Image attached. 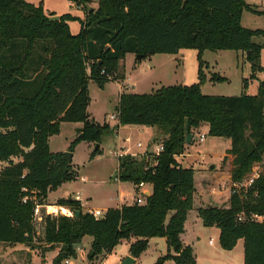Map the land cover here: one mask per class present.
Returning <instances> with one entry per match:
<instances>
[{
    "label": "trees",
    "instance_id": "1",
    "mask_svg": "<svg viewBox=\"0 0 264 264\" xmlns=\"http://www.w3.org/2000/svg\"><path fill=\"white\" fill-rule=\"evenodd\" d=\"M74 1L81 6L90 0ZM245 11L264 16L244 0H98V8L87 11L84 19L47 14L43 2L0 0V164H5L0 168V243L31 249L43 244L42 262L57 251L54 264H62L77 257L87 236L92 238L90 261L123 242L138 259L149 239L165 238L168 253L155 264H197L192 247L181 241L195 195L194 169L177 160L190 145L188 135L193 142L207 125L210 137L231 142L227 154L233 159V183L242 182L264 161V81L253 96L246 93V78L240 96H208L201 89L205 51L245 53L252 64L251 80L264 71L263 47L254 42L264 37V30L245 28ZM72 21L81 24L77 35L70 30ZM182 49L199 53L198 84L119 97L118 125L158 128L165 134L163 151L151 160L131 155L118 159L115 180L152 185L145 204L110 208L97 219L83 212L81 201L61 198L55 206L80 211L79 218L48 214L38 223L36 209L51 206L49 194L78 177L64 153L50 150V139L60 134L62 123L83 125L69 152L83 142L98 146L97 152L112 131L88 111L90 81L104 89L119 80L128 54L140 62ZM211 81L226 79L215 74ZM198 216L204 227L220 230L224 250L243 240L244 264H264V166L250 188L232 193L227 208L202 207Z\"/></svg>",
    "mask_w": 264,
    "mask_h": 264
},
{
    "label": "rangeland",
    "instance_id": "2",
    "mask_svg": "<svg viewBox=\"0 0 264 264\" xmlns=\"http://www.w3.org/2000/svg\"><path fill=\"white\" fill-rule=\"evenodd\" d=\"M29 3L39 5L41 1L52 11L63 13L71 10L81 17L89 10H96L93 1L82 3L81 9L74 0H26ZM74 1L72 8L70 2ZM248 5L253 6L259 11H264V0H244ZM85 18V17H84ZM83 18V19H84ZM243 25L251 30H264V16L254 15L245 11L243 16ZM72 32L75 34L81 28L79 22L71 24ZM256 44L263 47L260 65L264 68V37L254 39ZM196 49H182L176 55H155L150 59L138 61L136 68H133V55L127 57L126 75L130 77L127 82L130 88L123 83L125 79L124 65L119 71V80L105 85L100 89L94 81L89 83V92L91 104L89 113L100 124L113 122L111 117L116 113L117 97L119 93V84L123 86V92L134 94H152L162 87L169 86H192L199 83V59ZM135 57V56H134ZM202 60L206 63L203 67V73L206 77L202 85V93L208 96H240L243 92V79L249 80V88L246 91L249 95H256L259 81H264V71L257 74V79L251 80L252 64L247 60V55L237 51H205ZM124 62V61H123ZM218 74L225 78L226 82L211 81L213 75ZM72 125L67 124L61 134L54 136L50 142L52 153H66V146L74 137ZM108 133L104 136L100 150L96 152V145L91 143H82L75 146L72 167L77 173V179L65 183L58 191L52 192L48 196L50 208L39 209L36 216L40 223L48 214H57L70 217L73 215L72 209L63 212L58 206H55L59 199L71 196L74 199L83 202V212L92 213L100 210L106 214L105 210L114 208L121 203L131 202L135 196L134 184L131 182H122L115 180L118 176V158L112 156L117 150L115 135ZM123 134V133H122ZM206 136L204 142H200V135ZM126 136V135H125ZM131 137L127 146L132 153L139 154L133 156L138 161L151 160L157 151V147H162L165 134L158 128H154V133L147 131L130 132ZM117 138V137H116ZM151 138V139H150ZM152 143L148 145V140ZM227 139L210 137L208 127L205 125L199 132L194 134L193 142L182 156L177 158L181 165L189 168L195 167L197 171V181L194 195V204L199 209L202 207L227 208L232 195L231 168L227 162L230 157H223ZM141 143L142 147L137 144ZM68 147V146H67ZM155 147V148H153ZM189 155L188 157L186 156ZM224 160V161H223ZM15 162L18 159L14 160ZM183 163V164H182ZM261 163V162H259ZM5 164H0V168ZM121 194L123 196L121 197ZM121 197V198H120ZM134 201H132V204ZM42 210L43 213H42ZM69 214V215H68ZM71 218V217H70ZM103 218V217H102ZM187 233L184 241L194 244V254L198 264H244V242L238 241L236 247L231 251H226L220 243V230L218 228L204 227L200 217H196L195 212L190 213L187 223ZM213 244H210V242ZM91 237H85L81 246L77 248V257L70 258L71 264H122L130 254V244L123 242L118 244L112 253L99 257L94 261L88 259L91 251ZM45 245L39 244L38 249L17 244L10 245L0 243V264H54L56 254L54 252L46 255V262H42V249ZM168 253V245L165 238L149 239L148 247L134 264H155L160 257ZM166 263V262H165ZM164 263V264H165ZM65 264V261L62 263ZM166 264H175L168 262Z\"/></svg>",
    "mask_w": 264,
    "mask_h": 264
},
{
    "label": "crops",
    "instance_id": "3",
    "mask_svg": "<svg viewBox=\"0 0 264 264\" xmlns=\"http://www.w3.org/2000/svg\"><path fill=\"white\" fill-rule=\"evenodd\" d=\"M93 1V5H94V8H96L97 6H98V0H92ZM41 2H43V6H44V8H45V10H46V12H47V14H51V13H55V16L56 17H59V16H62V15H66V14H70V15H72L73 17H76V18H79V19H83L84 17H85V14H84V11L81 9V7L80 6H78V5H76V7L78 8V9H81V11H82V13H83V16L81 17L79 14H77V13H75V12H73V11H71V10H68V11H64L63 13H58L57 11H52V9H49L48 7H46V5L44 4V1H41ZM40 2V3H41ZM70 3V8H72V6H73V2L74 1H69ZM39 3V4H40ZM31 4H33V3H31ZM35 5V4H34ZM243 16H244V14H243ZM77 22H79V21H72V22H70L69 23V25H70V30H71V32H72V28H71V24L72 23H77ZM242 25H243V17H242ZM245 28H247L245 25H243ZM81 29V28H80ZM80 29H79V31H77V33H73L72 32V34H74V35H77L79 32H80ZM130 55H133V54H128L127 56H126V58H125V60H124V62H122L121 63V65L123 64L124 65V71H125V79H123V83H124V85H126L127 84V82H130L131 80H130V77H128L127 75H126V60H127V57L128 56H130ZM135 55H133V58H132V60H133V68H136V66H137V63L135 64V61H136V56L134 57ZM135 60V61H134ZM119 84V93H118V97H117V106H118V102H119V97H120V95L121 94H123V93H125V92H123V86H122V84H120V83H118ZM126 86H128V87H130V85H126ZM135 87V85H132V87H130L131 89L132 88H134ZM128 93H131V92H128ZM134 94V93H133ZM117 106H116V110H117ZM117 115V111H116V113L113 115V116H116ZM112 121L113 122H107L109 125H110V127H111V132H113L112 134L113 135H115V142H116V148H117V150H123V151H125V150H128V153H131V154H139V153H141L142 151H140V152H136V153H132L129 149V147L127 146L128 144V142L129 141H131V137L130 136H128V134L132 131V132H136V130L137 131H139V130H141V131H147V132H150L151 134H153L154 133V128H150V127H144V126H120V125H118V119H117V117H116V119H112ZM67 124H70V125H72L71 127H73L72 129H73V132H74V137L71 139V141H69V143L67 144V146H66V150H68V148H70V144L72 143V141L76 138V136H77V131L78 130H80L82 127H83V125L81 124V123H62V125H61V131H60V134L62 133V131L64 130V127H65V125H67ZM123 133V134H122ZM126 135V136H125ZM57 136V135H56ZM117 137V138H116ZM52 139H53V137L50 139V142L52 141ZM151 139V138H150ZM148 140V145H150L151 143H152V141L151 140ZM84 143V142H83ZM82 144V143H81ZM139 144H141V143H138L137 144V146L139 145ZM94 145V144H93ZM102 145V144H101ZM101 147V146H100ZM139 147V146H138ZM141 147H142V145H141ZM230 147H231V142L229 141V140H227L226 141V147L224 148L225 149V152H227L229 149H230ZM153 148H155V147H153ZM116 150V151H117ZM127 152H126V154H128ZM125 154V153H124ZM186 156L188 157L189 155H187L186 154ZM73 157H74V154H73ZM223 157H230V160L227 162V164H229V166H230V168L232 169L233 167H232V157L230 156V155H228V154H224L223 155ZM224 161V160H223ZM73 162V161H72ZM180 163V162H179ZM181 164V163H180ZM183 164V163H182ZM183 167H186V168H189L188 166H185V165H183ZM193 169H194V171H195V188H196V181H197V178H196V176H197V171H196V169H195V167H192ZM229 177V179L231 180V178H230V176H228ZM120 183H122L121 181H119ZM134 190H135V196H133L132 197V200H131V202H125V203H121L120 205H118L117 207H114V208H120V207H122V206H125V205H133V204H135L136 202H137V199L138 198H147V197H149L151 194H152V191H153V187H152V185H150V184H144V186L143 187H141V188H138L137 186H135L134 185ZM123 196V194H121V197ZM69 197H71V196H69ZM120 197V198H121ZM66 198H68V197H66ZM80 201V200H79ZM132 201H134V203L132 204ZM81 203H82V205H83V202L81 201ZM49 207H51V206H49ZM52 208V207H51ZM108 209H110V208H108ZM108 209H106L105 210V212L108 210ZM194 213L195 212V214H196V217H199L198 216V208L195 206V204H194V209L190 212V213ZM190 213H189V215H188V219H187V221H186V224H185V232L181 235V241H182V243L185 245V246H190V247H192V249H193V251H194V244L193 243H190V242H187V241H184V237L186 236V233H187V223H188V220H189V216H190ZM103 214H104V212H103ZM202 221V220H201ZM166 240V239H165ZM90 243V246H91V243H92V238H91V242H89ZM52 252H54L55 254H56V256H57V254H58V252L57 251H52ZM52 252H49V253H52ZM49 253H47V254H49ZM46 254V255H47ZM195 255V254H194ZM129 256L130 257H132L130 254H129ZM46 257V256H45ZM132 258H134V257H132ZM195 258H196V256H195ZM135 259V263L138 261V259L137 258H134ZM45 262H46V258H45ZM168 262H174V261H166V263H168ZM196 262H197V264H198V260L196 259ZM165 263V264H166Z\"/></svg>",
    "mask_w": 264,
    "mask_h": 264
},
{
    "label": "built area",
    "instance_id": "4",
    "mask_svg": "<svg viewBox=\"0 0 264 264\" xmlns=\"http://www.w3.org/2000/svg\"><path fill=\"white\" fill-rule=\"evenodd\" d=\"M116 117H117V115L116 116H112L111 119H116ZM117 119H118V117H117ZM205 138H206V136L204 134H201L200 135V142H204L205 141ZM141 145L142 144H139L138 146L141 147ZM162 151H163V146L160 147V148L157 147V151H156L155 155H159ZM126 152L128 153V150H125V151H123V150H117V151H114L112 153V156L117 157L119 159L122 156L128 155V154H126ZM263 166H264V161L261 162V163H256L253 166V169H252L251 174H249L247 178H245L240 183H233V185H232V193H237V192H239L241 190H247L248 188H250L254 184L255 180L260 177V175H261V173L263 171ZM144 184L145 183H141L137 187L138 188H141V187L144 186ZM145 202H146V198H138L136 203L139 204V205H143V204H145ZM40 208L41 207H38L36 209L35 218L39 214V209ZM48 208H50V207L48 206ZM91 214H93V216L95 218H97V219H101L102 217H104L103 212L100 211V210H95ZM70 217L71 218H74V212H73V215H72V213H70ZM242 219H243V217L241 216L239 218V220L242 221ZM258 219L259 220H262L263 218L262 217H258ZM36 221L38 222V219H36ZM210 244H213V242L211 241ZM65 264H71V263H70V261L67 260V261H65Z\"/></svg>",
    "mask_w": 264,
    "mask_h": 264
},
{
    "label": "water",
    "instance_id": "5",
    "mask_svg": "<svg viewBox=\"0 0 264 264\" xmlns=\"http://www.w3.org/2000/svg\"><path fill=\"white\" fill-rule=\"evenodd\" d=\"M137 58H141V57L138 56ZM192 137H193L192 135H188V137H187V144L188 145L191 143ZM97 148H98V146H96V149ZM65 156L67 157V160H68L69 165L72 164V161H73V153L72 152H66L65 153ZM79 216H80V211H75L74 212V217L75 218H79ZM92 255H93V253H92ZM134 263H135V259L132 258V257H130V256L127 257V259L124 262H122V264H134Z\"/></svg>",
    "mask_w": 264,
    "mask_h": 264
}]
</instances>
